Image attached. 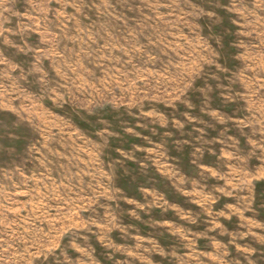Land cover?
<instances>
[{
    "label": "rangeland",
    "instance_id": "obj_1",
    "mask_svg": "<svg viewBox=\"0 0 264 264\" xmlns=\"http://www.w3.org/2000/svg\"><path fill=\"white\" fill-rule=\"evenodd\" d=\"M0 264H264V0H0Z\"/></svg>",
    "mask_w": 264,
    "mask_h": 264
}]
</instances>
